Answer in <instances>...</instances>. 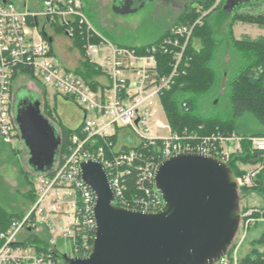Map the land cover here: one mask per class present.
<instances>
[{
    "label": "built area",
    "instance_id": "1",
    "mask_svg": "<svg viewBox=\"0 0 264 264\" xmlns=\"http://www.w3.org/2000/svg\"><path fill=\"white\" fill-rule=\"evenodd\" d=\"M22 6L0 0L1 140L11 145L20 140L12 111L17 75L38 78L55 93L74 99L83 117L70 135L68 153L57 157L51 171L36 176L30 208L0 231V264H63L64 255L74 258L90 253L96 231L95 195L81 178V161L101 163L114 204L157 211L164 205L154 185L160 161L179 153H200L227 164L241 151V134H179L171 131L166 117L160 120L156 115V106L164 113L160 95L171 86L199 20L176 24L155 42L125 46L113 43L93 26L81 0H24ZM54 32L80 42V59L92 68L91 75L78 73L77 68L85 71L81 66L58 65L51 46ZM159 52L172 56L169 74L159 69ZM247 139L253 149L264 150V136ZM131 169L137 172L133 190L123 182ZM258 170L255 166L245 169L237 177L239 188L253 185ZM243 213L245 229L238 244L231 250L229 244L215 264H240L237 250L245 231L263 217L259 207H248ZM31 236L36 240L23 244Z\"/></svg>",
    "mask_w": 264,
    "mask_h": 264
},
{
    "label": "water",
    "instance_id": "2",
    "mask_svg": "<svg viewBox=\"0 0 264 264\" xmlns=\"http://www.w3.org/2000/svg\"><path fill=\"white\" fill-rule=\"evenodd\" d=\"M223 0L228 15L243 3ZM136 0L117 13L134 11ZM14 120L26 163L37 175L52 170L61 138L42 112L40 98L15 93ZM81 178L95 195L96 231L86 257L63 256V264H215L226 252L241 218L239 182L220 159L179 153L159 162L154 185L164 205L157 211L120 207L100 162H80Z\"/></svg>",
    "mask_w": 264,
    "mask_h": 264
},
{
    "label": "rangeland",
    "instance_id": "3",
    "mask_svg": "<svg viewBox=\"0 0 264 264\" xmlns=\"http://www.w3.org/2000/svg\"><path fill=\"white\" fill-rule=\"evenodd\" d=\"M12 1L18 7L24 8L22 6L24 0ZM26 1L31 2V0ZM81 1L84 12L93 26L113 43L125 46H139L155 41L177 23L176 21L185 9L192 6L197 7L194 0H145V2H137L133 5L136 7L134 11L117 13L111 4L112 0ZM218 1L216 0L214 5ZM221 7L222 2L208 18L209 25L219 43V50L213 62L218 73V80L208 95L199 101L197 110L204 115L229 120L232 118V111L228 98L227 81L237 68L238 56L232 46V40L245 35L255 38L264 34V0L243 3L228 15L224 14ZM52 39L51 46L58 65L62 68L79 67L80 54L75 42L60 32H54ZM12 86L13 95L17 93L20 96L35 99L39 97L42 108L45 101L48 113L44 114L55 125L63 121L75 124L80 117L81 109L74 99L55 93L53 89L44 86L38 78L27 75L18 76L14 78ZM155 109L157 117L164 120L165 115L160 107L156 106ZM233 128L234 132L239 135L264 132V127L248 113L236 117ZM26 158L27 151L20 140L11 145L0 138V207L9 213H25L31 206L29 189L33 186L37 174L29 168ZM243 167L249 169L252 166ZM238 197L241 213L245 212L248 207L254 206L261 209L264 207V199L257 192H244L238 188ZM257 215L254 214V217ZM244 218V216L240 218L238 228L230 243V250L238 244L244 232ZM262 225L264 226L260 222L249 224L237 250L239 258L254 246L252 241L258 238ZM261 246L262 243L256 244L258 248Z\"/></svg>",
    "mask_w": 264,
    "mask_h": 264
},
{
    "label": "trees",
    "instance_id": "4",
    "mask_svg": "<svg viewBox=\"0 0 264 264\" xmlns=\"http://www.w3.org/2000/svg\"><path fill=\"white\" fill-rule=\"evenodd\" d=\"M194 2L197 7L192 6L185 9L176 24L192 25L196 20L199 21L193 26L191 37L183 52L182 61L171 86L160 95L171 131L179 134L196 133L197 135H205L214 131L232 133L235 131L233 128L235 118L243 113L250 114L257 123L264 127V34L255 38L245 35L232 40V46L238 54L237 68L227 81L232 118L225 120L198 112L199 101L208 95L218 80V73L213 62L219 50V43L209 25L208 18L221 2L223 5V0H219L216 5H214L216 0H194ZM203 13L205 14L203 15ZM74 42L81 51L80 42L77 39H74ZM157 60L161 73L169 74L172 70L171 54L159 52L157 53ZM80 66L85 71L82 72L77 68L78 73H82L85 77L92 74L93 70L86 61H81ZM183 103L186 107L182 106ZM46 107L44 101V113L47 112ZM46 117L50 120L48 116ZM57 127L61 138L58 156L61 157L68 153L70 135L76 130L61 122L57 124ZM241 135L244 137L241 142V151L233 155L227 161V165L236 177H240L245 172L241 166L258 167L259 170L253 185L240 186V190L257 192L264 199V150L253 149L247 139L249 136H264V132H251ZM149 151L153 152L154 148L151 147ZM136 179L137 172L131 169L124 176L123 182L128 189L133 190ZM29 190L32 203L35 198L33 186ZM262 210L264 215V208ZM22 215L23 213H9L0 207V231L5 230L13 218ZM34 240L36 238L31 236L23 244L31 243ZM256 242L259 241H253L252 245H255ZM240 264H264V251H259L255 247L251 248L247 254L240 258Z\"/></svg>",
    "mask_w": 264,
    "mask_h": 264
},
{
    "label": "crops",
    "instance_id": "5",
    "mask_svg": "<svg viewBox=\"0 0 264 264\" xmlns=\"http://www.w3.org/2000/svg\"><path fill=\"white\" fill-rule=\"evenodd\" d=\"M165 33V32H164ZM157 40V39H156ZM133 46H135V45H133ZM79 59H80V57H79ZM80 62H81V59L79 60ZM79 62V63H80ZM79 66H80V64H79ZM76 67H78V66H76ZM76 67H74V68H76ZM22 77L23 76V74H21V75H17L16 77ZM43 109V108H42ZM82 117H83V111L82 110H80V117H79V119L77 120V122L75 123V124H72V123H69V122H66V121H63V122H61L62 124H64V125H66V126H68V127H70V128H76L77 126H78V124H79V122L81 121V119H82ZM264 208V207H263ZM258 222H260V224H264V215H263V217L262 218H260L259 220H257L256 222H255V224H257ZM253 241H259V242H256V244L258 243H262V246L261 247H256V244L254 245V246H252L251 248H253V247H255L256 249H258L259 251H264V226L262 225V227H261V230H260V232H259V236H258V238H256L255 240H253ZM252 241V242H253ZM251 248H249L245 253H244V255L245 254H247L249 251H250V249ZM243 255V256H244Z\"/></svg>",
    "mask_w": 264,
    "mask_h": 264
},
{
    "label": "flooded vegetation",
    "instance_id": "6",
    "mask_svg": "<svg viewBox=\"0 0 264 264\" xmlns=\"http://www.w3.org/2000/svg\"><path fill=\"white\" fill-rule=\"evenodd\" d=\"M136 0H112V6L113 4L119 5L117 8L120 9L121 11L125 10L128 8V3L130 2H134ZM15 101H16V96L15 94L13 95V99H12V111H13V115H14V109H15ZM43 112V110H42ZM44 114V112H43ZM45 115V114H44ZM46 116V115H45Z\"/></svg>",
    "mask_w": 264,
    "mask_h": 264
}]
</instances>
